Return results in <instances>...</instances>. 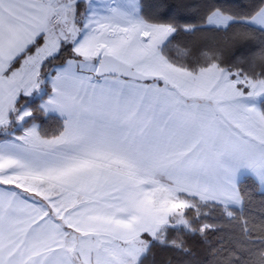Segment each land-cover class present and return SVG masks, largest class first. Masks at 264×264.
<instances>
[{
	"label": "snow or ice",
	"instance_id": "1",
	"mask_svg": "<svg viewBox=\"0 0 264 264\" xmlns=\"http://www.w3.org/2000/svg\"><path fill=\"white\" fill-rule=\"evenodd\" d=\"M259 100L264 0H0V264H145L193 240L209 264H264L240 180L264 194Z\"/></svg>",
	"mask_w": 264,
	"mask_h": 264
},
{
	"label": "trees",
	"instance_id": "2",
	"mask_svg": "<svg viewBox=\"0 0 264 264\" xmlns=\"http://www.w3.org/2000/svg\"><path fill=\"white\" fill-rule=\"evenodd\" d=\"M145 6L146 14H155L160 11L170 10L172 15L177 17H197L202 10L205 0H141ZM225 7L235 11H245L252 3V0H220ZM181 37L178 39H185ZM69 55V50L60 54L53 63H61ZM39 103V100H36ZM260 106L264 108V100ZM37 123L41 124L45 129L54 131L59 121L54 115L45 116L37 114ZM242 187L247 191L250 197L249 210L253 213L259 212L261 202L264 201V194L259 186L249 176H245L241 180ZM215 239V238H213ZM193 249L191 257H182L164 246H157L145 261V264H209L210 257L207 253L208 244L200 243L197 240L191 241L190 245Z\"/></svg>",
	"mask_w": 264,
	"mask_h": 264
},
{
	"label": "crops",
	"instance_id": "3",
	"mask_svg": "<svg viewBox=\"0 0 264 264\" xmlns=\"http://www.w3.org/2000/svg\"><path fill=\"white\" fill-rule=\"evenodd\" d=\"M245 176H247V174L242 173L240 176V180H242Z\"/></svg>",
	"mask_w": 264,
	"mask_h": 264
},
{
	"label": "rangeland",
	"instance_id": "4",
	"mask_svg": "<svg viewBox=\"0 0 264 264\" xmlns=\"http://www.w3.org/2000/svg\"><path fill=\"white\" fill-rule=\"evenodd\" d=\"M261 101H262V100H259V101H258V106H260ZM260 190H261V189H260Z\"/></svg>",
	"mask_w": 264,
	"mask_h": 264
}]
</instances>
